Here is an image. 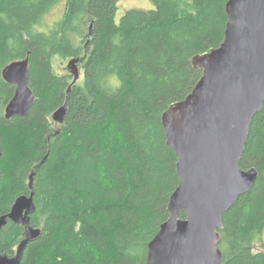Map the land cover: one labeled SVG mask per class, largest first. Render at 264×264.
Masks as SVG:
<instances>
[{
    "label": "trees",
    "instance_id": "obj_1",
    "mask_svg": "<svg viewBox=\"0 0 264 264\" xmlns=\"http://www.w3.org/2000/svg\"><path fill=\"white\" fill-rule=\"evenodd\" d=\"M120 1L0 0V216L35 174L31 225L42 230L22 264H147L169 218L180 178L162 115L201 79L193 58L222 44L229 0H151L116 23ZM57 59L80 60L77 83ZM23 60L35 104L7 119L16 86L2 72ZM240 166L259 177L224 215L222 264H264V108ZM24 237L9 222L0 252L14 256Z\"/></svg>",
    "mask_w": 264,
    "mask_h": 264
},
{
    "label": "water",
    "instance_id": "obj_2",
    "mask_svg": "<svg viewBox=\"0 0 264 264\" xmlns=\"http://www.w3.org/2000/svg\"><path fill=\"white\" fill-rule=\"evenodd\" d=\"M226 14L222 44L192 60L201 79L162 115L180 183L170 198L168 220L149 244L147 264H222L224 215L259 177L256 168L243 170L240 163L253 120L264 108V0H229ZM79 63L74 59L65 69L73 84L80 78ZM2 76L16 86L6 118L27 117L35 104L28 60L7 66ZM67 101L53 116L58 124L68 113ZM34 177L29 178L30 193L19 196L11 211L0 216V235L9 222L25 227L16 254L0 252V264H22L28 245L42 236L31 225L37 209ZM183 212L185 219L180 218Z\"/></svg>",
    "mask_w": 264,
    "mask_h": 264
},
{
    "label": "rangeland",
    "instance_id": "obj_3",
    "mask_svg": "<svg viewBox=\"0 0 264 264\" xmlns=\"http://www.w3.org/2000/svg\"><path fill=\"white\" fill-rule=\"evenodd\" d=\"M117 13L115 16V22L118 23L122 16L131 9H139L148 11L153 8L151 0H121L117 3ZM68 62H65L64 64H60V61L58 59L55 61V66L57 68V72L60 74H66L65 69L67 67ZM83 75V71H82Z\"/></svg>",
    "mask_w": 264,
    "mask_h": 264
},
{
    "label": "bare ground",
    "instance_id": "obj_4",
    "mask_svg": "<svg viewBox=\"0 0 264 264\" xmlns=\"http://www.w3.org/2000/svg\"><path fill=\"white\" fill-rule=\"evenodd\" d=\"M59 109H60V108H59ZM59 109H58V110H59ZM58 110H57V111H58ZM57 111H56V112H57ZM56 112H55V113H56ZM55 113H54V114H55ZM53 116H54V115H53Z\"/></svg>",
    "mask_w": 264,
    "mask_h": 264
}]
</instances>
